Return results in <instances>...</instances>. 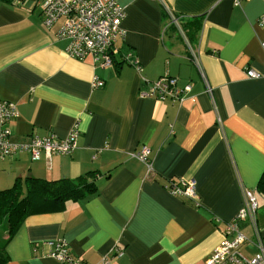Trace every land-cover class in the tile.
I'll list each match as a JSON object with an SVG mask.
<instances>
[{
  "label": "crops",
  "instance_id": "0c3cea01",
  "mask_svg": "<svg viewBox=\"0 0 264 264\" xmlns=\"http://www.w3.org/2000/svg\"><path fill=\"white\" fill-rule=\"evenodd\" d=\"M116 1L125 34L105 67L67 52L62 20L47 26L40 0H0V98L19 111L5 124L9 141L77 137L68 153L0 158V189L90 172L98 187L29 216L5 264H64L51 255L58 239L87 264H205L246 190L257 197L258 232L250 218L239 228L264 236V0ZM170 78L179 96L151 90ZM144 148L149 161L138 158ZM180 183L189 193L167 187Z\"/></svg>",
  "mask_w": 264,
  "mask_h": 264
},
{
  "label": "built area",
  "instance_id": "2783aa9c",
  "mask_svg": "<svg viewBox=\"0 0 264 264\" xmlns=\"http://www.w3.org/2000/svg\"><path fill=\"white\" fill-rule=\"evenodd\" d=\"M40 7L43 21L47 26L62 20L58 35L68 40L67 52L71 56L77 59L91 57L95 63L102 66H113L112 48L118 37L125 34L122 27L125 10L116 0H42ZM259 24L264 27V13L259 18ZM262 46L264 48V42ZM247 74L250 77L262 76L261 72L251 68L247 70ZM176 82V78L157 80L152 84L151 90L153 92L160 90L163 96L165 94L179 96L180 89L177 88ZM96 83L103 84L99 80ZM208 91H211V88H208ZM18 114L14 103L0 98V158L26 150L37 159L42 151L52 155L68 153L77 147L75 134L69 138L34 135L29 142L9 141L10 129L5 124ZM148 152V149L144 148L138 154V158L149 161ZM185 186V183L167 185L174 194L189 193ZM245 200V205L227 224L223 240L213 249L205 264H264V236L257 233L254 238H249L239 228L240 220L250 218L258 232L254 217L258 208L255 192L246 190ZM245 243L255 248L252 255L242 251ZM51 255L64 264H87L83 259L70 253L65 240L53 243ZM97 264H110V260L103 258Z\"/></svg>",
  "mask_w": 264,
  "mask_h": 264
},
{
  "label": "trees",
  "instance_id": "16d2710c",
  "mask_svg": "<svg viewBox=\"0 0 264 264\" xmlns=\"http://www.w3.org/2000/svg\"><path fill=\"white\" fill-rule=\"evenodd\" d=\"M1 1L14 5L19 0ZM94 177V172L55 180L29 175L18 177L12 186L0 189V225L5 224L8 229L7 237L0 242V264H5L9 259L5 247L29 216L59 211L70 200L95 194L98 187ZM258 190L264 192V173Z\"/></svg>",
  "mask_w": 264,
  "mask_h": 264
},
{
  "label": "rangeland",
  "instance_id": "374dc122",
  "mask_svg": "<svg viewBox=\"0 0 264 264\" xmlns=\"http://www.w3.org/2000/svg\"><path fill=\"white\" fill-rule=\"evenodd\" d=\"M41 3V1H40ZM40 3H38V9H41ZM8 233L7 226L5 224L0 225V242L5 238V235ZM1 244V243H0Z\"/></svg>",
  "mask_w": 264,
  "mask_h": 264
}]
</instances>
